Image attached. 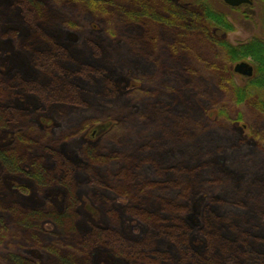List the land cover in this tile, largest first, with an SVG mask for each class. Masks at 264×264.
<instances>
[{"label":"trees","instance_id":"1","mask_svg":"<svg viewBox=\"0 0 264 264\" xmlns=\"http://www.w3.org/2000/svg\"><path fill=\"white\" fill-rule=\"evenodd\" d=\"M58 1L60 5L55 4L58 10L66 3H72L87 7L98 18L109 17L114 23L110 34L118 37L117 41L134 38L135 42L134 47L128 45V48L117 44L109 55L125 64L136 59L141 63L147 61L153 71L150 76L145 75L141 83L138 79L139 82L128 88L122 87L119 81L120 90L108 93L99 87L100 74L83 77L82 63L67 50L53 44L47 52L51 60L45 61L43 53H35L39 55L38 68L49 78L45 86H38L41 94L49 96L51 90L52 97L47 96L48 100H67L75 106L71 115L67 114L72 122L60 125V132L69 139L84 136V143L72 149L68 159L58 148L57 140L61 136L55 139L39 130L40 137L32 140L21 132L19 137L22 139L19 138L15 148L1 156L9 162L11 170L24 176L28 175L25 159L32 149L36 150L32 158L34 172L30 175L37 184L45 188L62 185L75 209L79 193L84 190L109 219L105 227L94 224L88 229V239L76 243V252L64 250L70 248L69 242L58 241L45 246L59 256L56 264H92L90 258L78 260L76 255L93 256L95 253L89 248H100L99 245L120 249L119 254L114 252L117 257L121 253L126 258L141 255L159 264H174L175 257V264H186L194 256L199 264H264V132L252 127V136L262 144L252 150L234 133L231 141L214 136L215 129L230 127L231 121L244 119L241 110L235 116L231 108L222 104L220 99L226 93L236 104L248 105L264 115V35L231 43L226 35L235 26L210 0L191 3L177 0ZM259 1L263 5L264 26V0ZM11 3V8L34 11L38 20L51 16V11L47 15L41 0H11ZM4 18L2 11L0 27L6 23ZM69 24L76 28L73 21ZM3 41H0V47ZM85 44L95 47L91 40H86ZM99 47L102 48L100 44ZM55 57L61 61L53 60ZM242 59L251 60L255 71L246 82L237 84L232 67ZM118 65L119 68H111L109 75L134 79L133 75H128L131 70L123 67L121 62L116 63ZM100 72L106 73L103 69ZM207 75H212L213 79ZM3 85L0 81V87ZM106 85L108 83H104ZM173 86L193 87L198 91L190 101L193 108H198L200 101L213 99L210 106L215 107L216 116L227 122L205 124L201 116L172 112V98L162 90ZM105 123L108 126L96 132L100 136L92 138L90 130ZM196 131L207 136L208 150L204 153L198 148L204 138L198 142ZM110 134L112 136L107 137ZM179 137L187 138V141ZM191 137L197 140H189ZM165 138L169 143L163 145L162 150L158 141ZM45 155L53 158V165L45 164ZM233 155L240 159H234ZM242 159L246 162L240 167L238 162ZM50 165L57 176L63 175L62 182L54 183L49 177ZM108 190L125 198L124 214L128 212V216L140 221L141 232L132 229L134 234L140 232L139 238L127 237L113 223L116 212L112 210L110 201L113 197L109 199ZM4 202L1 198L3 240L0 242L15 247L8 251L7 264H34L35 260L21 250L23 240L37 241L44 233L41 223L47 217L61 226L67 220V212L54 213L46 207L30 209L17 203L7 206ZM6 213L13 221L6 219ZM70 218L74 219L73 216ZM72 224L75 227L74 221ZM69 232L73 233L74 228L65 227L67 241ZM123 256V263H126Z\"/></svg>","mask_w":264,"mask_h":264},{"label":"rangeland","instance_id":"2","mask_svg":"<svg viewBox=\"0 0 264 264\" xmlns=\"http://www.w3.org/2000/svg\"><path fill=\"white\" fill-rule=\"evenodd\" d=\"M177 1L180 3H191L194 0ZM210 1L215 7L224 11L228 19L234 24L235 29L228 32L226 35V38L231 43L237 44L247 41L252 37L264 35L262 20L263 5L259 0H253L252 5L243 4L238 7H232L226 4L224 0ZM41 2L43 6L47 8V15L51 11V16L44 20L35 19V13L32 10L23 9V11L21 7L11 8V0H0V12H5L4 19L6 22L0 27V41L4 40L0 47V81L4 84L0 87V190L2 191L0 192V197L3 199V202L5 201L4 203L7 206L12 203H17L30 209H42L46 207L54 213L67 212V220L61 226L55 223L50 217L45 218L41 223L44 233L40 234L41 236L38 237L37 241L28 238L24 239V246L21 249L25 255L35 260L34 264H56L60 259L59 256L50 252L53 250L45 246L53 245L58 241L69 242L71 245L70 248L64 250L70 253L76 252L78 251L76 243L88 239V237H86L87 230L91 229L94 224L105 227L109 224V219L106 214L102 212L101 208L93 204L84 190L79 193L75 209L74 206L69 203L70 196L65 193L62 185L59 187L53 185L50 188H45L37 184L35 179L30 175L32 171L34 172L32 158L36 150L32 149L33 152L28 154L25 159L24 166L28 175L24 174V176L11 170L8 165L9 162L7 163L1 156L3 152L7 153L10 148H15L19 138L22 139V137H19L21 132L30 136L32 140L40 137L39 130H42L44 135H51V137L55 139L61 136V138L57 140V144H59L58 148L60 147V150L64 151L68 159L71 158L72 149L79 148L84 143V136L69 139L64 137V134L60 132V125L63 126L67 124L66 122H72L71 120L69 121L67 117L71 115V110H73L75 106L67 100L61 99L55 102H53L54 100L52 99L48 100V98L52 97L51 90L49 96L46 95L45 97L41 94L38 86L41 84L45 86L49 82V78L46 77V72L38 68V56L43 53L44 56H42L45 57L44 61L45 59L51 60L48 58L51 55H48L47 52L52 49L51 46L53 44L67 50L68 53L75 55L79 62L82 63L81 65L84 72L83 77L100 74L99 87H102L103 90L108 93L113 90H117V92L120 90L119 81L122 82L121 86L124 88L135 85L140 79L141 83L143 77L145 75L147 76V74L150 76V72L153 70L150 66L151 63L147 61L141 63V60L136 59L125 64V61H119L120 59L115 60L114 57L109 55L111 52H114L113 47L115 50L117 44L128 48V45L134 47L135 43L134 38H124L125 41H117L118 37L110 34L112 32L111 28L114 27V23L109 17L98 18L95 13L90 11L87 7L83 6V8L80 6V8L72 3H66L63 9L59 8L58 10L55 5H60L58 0H41ZM70 21L76 24V28L73 29L69 27L71 26L69 24ZM162 32H165V30L163 29ZM86 40L94 42L95 47L93 48V46L89 47L86 45ZM99 44L102 48L99 47ZM153 50L154 48L150 51ZM36 52L39 53V55L36 56ZM77 52L81 54L83 58L77 55ZM52 59L61 61L58 60V57ZM165 60H167V56H165ZM242 60L252 63L249 59ZM242 60L236 61L232 67L234 81L237 84H243L248 78L234 71V65ZM119 62H121L123 67H127L129 71L131 70L132 73L128 75H133L134 79L130 76H123L118 79L115 75H109V73L112 72L111 68H119V65L116 66V63ZM100 69H103L106 73L101 74ZM207 77L213 79L212 75H207ZM41 79L44 80L41 82ZM92 80L96 79L92 78ZM104 83H108V86H104ZM181 90L182 94L179 95ZM162 92L171 96V101L174 104L171 110L172 112H187L201 116L205 124L208 122H217L220 124H222V122H227L222 117L216 116L215 113L217 111H215V107H212L213 105L210 106L213 99L204 103L200 101L201 105L198 108H193L190 101L191 98L196 97V93L198 92L193 87L188 88L183 86L181 89L173 86L172 89H163ZM220 95L222 96V94ZM81 97L83 98V96ZM90 101H92V99ZM176 101L177 105L175 104ZM220 101H222V104L227 106V108H231L235 116H237L241 110L244 114V119L242 121L237 119L231 121L229 124L230 127L215 129L214 136L217 139L218 137H223L227 141H231L233 140L232 134L234 133L246 142L251 150L256 149L258 146H262L261 142L252 136L251 129L254 126L256 129L264 132V115L248 105L243 107L236 104L232 96L227 95V93L221 97ZM89 104H93V102L88 103V105ZM107 126V123H105L91 129V137L96 138L100 136V134L96 132ZM150 130L153 132L152 126ZM114 131L115 128L113 129V132ZM95 133L96 135H93ZM194 134L198 135V142L204 138V144L200 143V145H198V148L204 153V150H208L206 146L207 136L200 135L197 131ZM111 136V134L107 135V137ZM179 138L187 141V138ZM64 139H66V141ZM192 139L194 138H189V140ZM146 140H148V138H146ZM194 140H197V138L195 137ZM107 141H109V139H107ZM65 142L66 144L64 145ZM158 143L159 145L162 144L163 150V145H167L169 141L166 138L162 140L159 139ZM238 149L241 150V148ZM200 158L204 161L202 157ZM233 158L240 159L236 155H233ZM233 158H231V161L234 160ZM245 162L246 160L244 161V159H242L240 163L238 162V165L240 166L241 163L245 164ZM45 164H47V166L49 164H54L53 158L50 155H45ZM51 165L48 167V170L52 173H48L49 177L53 179L54 183L62 182L63 175L57 176V172L54 171L55 168ZM255 169H258V167H255ZM248 170L252 171L251 168H248ZM108 191L109 199L113 197L110 201L112 210L116 212V217L114 216L115 219L112 220L113 223L117 224L119 230L127 237L130 236L133 239L139 238L142 225H140L138 219L131 215L128 216V212V215L124 214V212H126L125 198L117 196L112 190ZM105 192L107 194V191ZM262 196L263 195H261V197ZM262 203L264 204V202ZM6 216L8 221H13V218H9L10 214L6 213ZM71 216H73L75 220L70 218ZM72 221H74L75 227ZM67 226L74 228V232H69L67 235L69 241L66 240L65 236V227ZM133 228L140 232L134 234L132 232ZM139 228L141 229L139 230ZM2 234L3 232H0L1 241L3 240ZM21 238H23V234ZM41 241L44 243L43 245ZM192 242L195 243V240H192ZM13 244L16 245L17 242H13ZM201 244L204 245V241H202ZM102 246L103 245H99L100 248H89L95 253L93 256L89 255L84 258L79 254L76 255L77 259L85 260L90 258L92 264H159L152 258L146 260V257L142 258L141 255H135L133 258H126L121 253L120 255L125 257L127 261L123 263L124 259L121 258L122 256L118 255L117 257L114 255V252L119 254V252H121L119 251L120 249L115 250ZM13 248L15 247H11L7 242H0V264H7L9 261L7 257L8 251ZM61 251L63 250L61 249ZM123 253L127 255V252ZM175 254L178 256L177 250H175ZM175 262L176 257L173 259L174 264ZM199 263L200 261L194 256L190 257V261L186 264Z\"/></svg>","mask_w":264,"mask_h":264},{"label":"water","instance_id":"3","mask_svg":"<svg viewBox=\"0 0 264 264\" xmlns=\"http://www.w3.org/2000/svg\"><path fill=\"white\" fill-rule=\"evenodd\" d=\"M224 2L232 7H238L243 4H253V0H224ZM234 71L246 77H252L255 70L252 63L246 60H242L234 65Z\"/></svg>","mask_w":264,"mask_h":264}]
</instances>
